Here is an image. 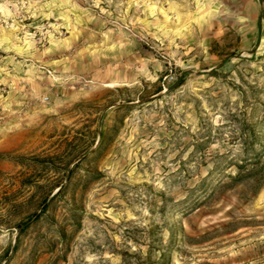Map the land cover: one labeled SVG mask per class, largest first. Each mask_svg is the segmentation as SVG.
Masks as SVG:
<instances>
[{"label":"rangeland","instance_id":"rangeland-1","mask_svg":"<svg viewBox=\"0 0 264 264\" xmlns=\"http://www.w3.org/2000/svg\"><path fill=\"white\" fill-rule=\"evenodd\" d=\"M0 264H264V0H0Z\"/></svg>","mask_w":264,"mask_h":264}]
</instances>
